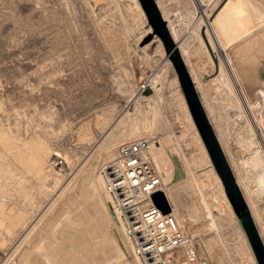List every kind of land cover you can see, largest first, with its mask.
Returning <instances> with one entry per match:
<instances>
[{
    "label": "rangeland",
    "instance_id": "1",
    "mask_svg": "<svg viewBox=\"0 0 264 264\" xmlns=\"http://www.w3.org/2000/svg\"><path fill=\"white\" fill-rule=\"evenodd\" d=\"M159 2L171 20L170 30L193 73L209 120L223 141L231 169L241 181L264 242V177L260 178L264 176V0ZM12 3L16 5L11 11ZM205 5L201 18L198 10ZM144 23L134 0H103L97 4L91 0H0V264L29 263L36 253H42L46 264H61V260L62 264H94L81 252L71 258L70 240L53 238V229L66 223L72 213L84 218L86 210L85 221L92 224L91 205L84 192L87 184L97 181V190L104 196L99 174L115 157L117 148L113 155L109 150L139 130L148 134L152 128L143 118L152 108L165 110L160 111L162 120L170 115L185 120L181 132L164 124L160 130L162 146L153 152L155 163L162 157L169 163L159 169L167 182L181 181L191 173V166L197 169L207 161L172 80L176 69L170 55L174 48L167 52L159 29L138 41L148 26L153 30L149 21ZM146 42L150 44L144 50ZM166 57L171 61L168 70ZM161 71L165 74L161 89H152L149 96L139 95L137 85ZM252 95L256 97L250 99ZM161 96L162 104L153 107ZM256 100L259 108L263 107L261 113L256 110ZM247 107L257 115L254 125L248 119ZM242 129L243 135L247 129L250 137H256L257 146L248 152L243 145L247 146L250 139L240 140ZM232 139H239L240 143H235H242V147ZM55 152L66 163L54 172L48 163ZM200 174L198 180L193 177L197 183L186 178L191 183L188 193L193 194L191 198L202 195L213 202L197 205L196 216L184 225H191L189 232L198 235L200 252L209 264H253L229 206L222 215L214 210V200L221 196L215 177L207 171ZM70 195L74 204H70ZM159 195L166 210L164 195ZM105 202L108 204L106 198ZM15 215L22 217L19 223H14ZM116 229L120 234L117 222ZM72 232L75 236L77 231ZM111 234L107 230L99 236L114 240ZM117 262L114 264L124 261Z\"/></svg>",
    "mask_w": 264,
    "mask_h": 264
},
{
    "label": "bare ground",
    "instance_id": "2",
    "mask_svg": "<svg viewBox=\"0 0 264 264\" xmlns=\"http://www.w3.org/2000/svg\"><path fill=\"white\" fill-rule=\"evenodd\" d=\"M94 4H97V3H99V2H103V0H91ZM209 0H205V3L207 4V2H208ZM105 2V1H104ZM134 2H135V5L137 6V8H138V11H139V13H140V16H141V18L143 19V21L145 22L144 24H147L146 22H148V19H147V16H146V14H145V12H144V10H143V8H142V6H141V4H140V2H139V0H134ZM155 2H156V5H157V7L159 8V11H160V13H161V18L166 22V27H167V29H168V32H169V34H170V36H171V38L173 39V43L175 44L174 45V49H178V51H179V53H180V55H181V58H182V60H183V62H184V64H185V66H186V68H187V70H188V72H189V75H190V77H191V79H192V82H193V85H194V87H195V89H196V91H197V93H198V90H197V83L195 82V79H194V76H193V73H192V71L189 69V67H188V65L186 64V62H185V60H184V58H183V55H182V52H181V49H180V47H179V44H178V42L175 40V38H174V36H173V34H172V32H171V30H170V21L171 20H169V18H168V16H167V14L164 12V10H163V8H162V6H161V3L159 2V0H155ZM199 4V3H198ZM12 5V6H11ZM15 3H12V4H10V10L11 9H14L15 8ZM206 9H207V7H206V5H205V7H204V9L202 10V9H199L198 10V13H201V18L203 17V14L206 12ZM205 10V11H204ZM12 11V10H11ZM154 31L152 30V28H151V26L149 27L148 26V28H146V30L144 29L143 31H142V34H141V36L138 38V41H140V40H144V38H145V36L147 35V34H149V33H153ZM151 42V41H150ZM150 42H146L144 45V48H142V49H146V48H148V46H149V44H150ZM159 42H160V40H159ZM136 44V43H135ZM159 45H160V47H164L163 45H162V43H159ZM143 46V45H142ZM163 50H165L164 48H162V51ZM163 53H164V51H163ZM166 64H165V67H166V65H167V70H168V68H171V61L169 60V58H167L166 57ZM234 69H237V68H233V70ZM238 70V69H237ZM237 70H234V71H236L237 72ZM251 70V69H250ZM236 72H233V73H236ZM238 73V72H237ZM253 73V72H252ZM164 71H161L160 73H155V75H153V78H151V80H152V87H151V92L150 93H142V92H138V94L139 95H141V94H143V95H146V96H149V95H151V93H152V89H156V90H158L159 88L161 89V83L163 82V78H164ZM231 75V74H230ZM239 75V74H238ZM254 75V74H253ZM225 76H227V75H225ZM234 76H236V74L234 75ZM234 76H233V79H234ZM255 76V75H254ZM224 77V76H223ZM239 77V76H238ZM241 77V76H240ZM239 77V80H242L241 78ZM250 77H251V73H250ZM249 78V77H248ZM248 78H246V79H248ZM254 78V77H253ZM252 78V79H253ZM227 79H228V77H227ZM243 79H244V77H243ZM246 79H245V81H246ZM255 79V81H256V78H254ZM173 81H174V84L176 85V88H177V90H178V94L180 95V97H181V99H182V102H183V104H184V107H185V110H186V115H187V119L189 120V123H190V125H191V127H192V129H193V131H194V133L196 134V138H197V140L199 141V143H200V145H201V147H202V149H203V151H204V154H205V156H206V158H207V161L205 162V164L203 165V166H201L200 168H197L196 169V167H193L192 168V166H191V169H190V172H188V173H190L189 175H188V177L190 178V181H195V178H193L195 175V177H196V180H198V177H199V175H201L200 173H206V171L208 172V174L209 173H212L213 174V176L215 177V180H216V182H217V184H218V187H219V190H220V192H221V195L222 196H226V194H225V190H224V187H223V183H222V181H221V178H220V176L218 175V173H217V171L215 170V167H214V165H213V163H212V160H211V157H210V155H209V152H208V150H207V147H206V145H205V143H204V141H203V139H202V136H201V134H200V132H199V130H198V127H197V125H196V123H195V121H194V119H193V116H192V114H191V111H190V109H189V106H188V103H187V101H186V97H185V95H184V92H183V89H182V87H181V85H180V81H179V76H178V73H177V70L175 71V74H174V76H173V79H172ZM235 80L236 81H238V78L236 77L235 78ZM248 80H250L251 81V79H248ZM228 81H229V79H228ZM245 81H243V82H245ZM235 82V81H234ZM238 82H240V81H238ZM247 84H248V82H246ZM220 84V83H219ZM226 84V83H225ZM227 85H229V84H227ZM230 85H231V83H230ZM235 85H236V83H235ZM238 85V84H237ZM240 85V84H239ZM238 85V86H239ZM242 85V84H241ZM250 84H248L247 86H249ZM253 85L255 86V84H254V82H253ZM220 86V85H219ZM225 86V85H224ZM232 86V85H231ZM241 87V86H240ZM239 87V88H240ZM244 87V86H243ZM257 87V86H256ZM231 88V87H230ZM248 88V87H247ZM254 88V87H253ZM233 89V88H232ZM231 89V90H232ZM227 90H228V88H227ZM239 91V90H238ZM249 93L251 92V91H248ZM220 93H222V91L220 92ZM227 93V92H226ZM228 93H232V92H230V91H228ZM157 94V93H156ZM246 94H248V93H246ZM198 95H199V93H198ZM230 95V94H229ZM234 95H235V97L234 98H236V94L234 93ZM232 96H233V94H232ZM248 96V95H247ZM217 97V96H216ZM242 97V96H241ZM253 97H256V96H253L252 95V97L250 98V99H252ZM199 98H200V100H201V102H202V99H201V97H200V95H199ZM243 98V97H242ZM245 98H246V96H245ZM245 98H244V100H245ZM163 96H161V97H159L158 99H157V101H156V103L155 102H153V103H155V106H153V107H156V108H158V104H159V102L161 103L162 101H163ZM180 99V100H181ZM220 99V98H219ZM232 99V98H231ZM230 100V99H229ZM233 100V99H232ZM232 100H230V102L232 101ZM244 100H242V101H244ZM254 100H255V98H254ZM238 102H239V100H237ZM236 101V102H237ZM259 101V100H258ZM216 102V101H215ZM217 102H219V101H217ZM216 102V103H217ZM227 102V101H226ZM229 102V101H228ZM229 102V103H230ZM237 102V104H239ZM248 102V101H247ZM255 102V101H254ZM260 102H261V100H260ZM152 103V104H153ZM221 103V102H220ZM225 103V102H224ZM251 103V102H250ZM253 103V102H252ZM263 102H261V105L263 106V104H262ZM151 104V103H150ZM162 104V103H161ZM202 104H203V102H202ZM232 104H235L236 105V103L234 102V100L232 101ZM249 104V103H248ZM260 104V103H259ZM142 105V104H141ZM175 105V104H174ZM218 105V104H217ZM231 105V104H230ZM235 105H233V106H235ZM166 106V105H165ZM172 106V105H171ZM216 106V105H215ZM241 106V105H240ZM239 106V107H240ZM243 106V105H242ZM246 106V105H245ZM250 106V105H249ZM253 106H254V104H253ZM255 106H256V104H255ZM260 106V105H259ZM162 107V106H161ZM161 107H159V108H161ZM203 107H204V109H205V106H204V104H203ZM222 107V106H221ZM220 107V108H221ZM238 107V108H239ZM151 108V107H150ZM163 108V107H162ZM171 108V107H170ZM176 108V107H175ZM223 109H224V106L222 107ZM221 108V109H222ZM241 108V107H240ZM263 108V107H262ZM154 108H152V109H150L148 112H147V114H146V116H145V118H143V121H146L147 123H150V128H152V130L148 133V134H146V133H144V132H140V130L139 131H137V133H135V134H133V136H128V137H126L125 138V140H128V139H132V138H136V137H139V136H146V137H149V138H155V140H151V152H152V155H153V159H154V156H155V154L153 153L156 149H158L159 147H161L162 146V143H163V141L161 140V135H160V130H161V128H163L164 127V124H170V126L171 127H173V129L174 130H177V131H182V129H184L185 127H184V124H185V120L184 121H182L181 119H176V118H174L172 115H170V116H168V118L166 117L165 119H167V120H162L161 119V113H160V111L162 110V109H160V111H159V109H158V111L155 109V110H153ZM251 109H252V105H251ZM264 109V108H263ZM262 109V110H263ZM164 110V109H163ZM162 110V111H163ZM169 110V109H168ZM174 110V109H173ZM242 110V109H241ZM253 110H255V107H254V109ZM257 110V109H256ZM165 111V110H164ZM167 111V110H166ZM205 111H206V109H205ZM227 111V110H226ZM222 112V111H221ZM258 112H260V111H258ZM263 112V111H262ZM145 113V112H144ZM174 112H172V114H173ZM176 113V112H175ZM228 113V112H227ZM253 113V112H252ZM261 113V112H260ZM259 113V114H260ZM134 114V113H133ZM163 114H164V112H163ZM162 114V115H163ZM206 114H207V116H208V118H210V116H209V114H208V112L206 111ZM244 114V113H243ZM254 114V113H253ZM165 115V114H164ZM163 115V116H164ZM173 115H176V114H173ZM257 116V115H256ZM255 115H254V117H256ZM261 116V115H260ZM264 116V115H263ZM136 116L135 115H133L132 116V119H134ZM174 118V119H173ZM258 118V117H257ZM260 118V117H259ZM258 118V119H259ZM136 119V118H135ZM134 119V120H135ZM255 119V118H254ZM258 119H256V121L258 120ZM245 120H247V119H245ZM263 120V119H262ZM250 121V120H249ZM248 122V121H247ZM262 122V121H261ZM245 124H246V122H244ZM248 124V123H247ZM246 124V125H247ZM262 124V123H261ZM246 125H245V127H246ZM249 125V124H248ZM248 125H247V128H248ZM252 125V124H251ZM254 125V124H253ZM258 124L256 123V125L255 126H257ZM263 125V124H262ZM260 127H262L261 125H259ZM264 126V125H263ZM242 127H244L243 125H242ZM245 127L243 128V129H245ZM250 127V129H251V126H249ZM259 127V128H260ZM137 128L139 129V127L137 126ZM213 128H214V130H215V127L213 126ZM226 128H228L227 126H226ZM257 128V127H256ZM258 128V129H259ZM219 129V128H218ZM241 130L240 131V133H239V138H240V140H248V139H250V133L247 131V129H246V133H245V135H243L242 134V132L244 131V130ZM249 129V128H248ZM261 129V128H260ZM227 130V129H226ZM257 130V129H256ZM158 131V132H157ZM257 131H259V130H257ZM262 131V130H261ZM264 131V130H263ZM215 132H216V130H215ZM252 133H253V131H251ZM260 132V131H259ZM142 134V135H141ZM259 134V133H258ZM264 134V133H263ZM216 135H217V133H216ZM219 135H221V134H219ZM254 134H252L251 136H253ZM263 136V135H262ZM255 137V136H254ZM264 137V136H263ZM262 137V138H263ZM217 138H218V141H219V143H220V145H221V147H222V149H223V145H222V143H221V139L219 138V136H217ZM247 138V139H246ZM256 138V137H255ZM262 138H260L261 140H262ZM264 139V138H263ZM122 140H124V139H122ZM237 140V139H236ZM236 140H234V141H236ZM256 140V139H255ZM259 140V139H258ZM238 141H239V139H238ZM238 141H236L237 143H238ZM223 142V141H222ZM246 142H248V141H246ZM245 142V143H246ZM239 143H240V141H239ZM256 143H257V141H256ZM263 143V142H262ZM118 143H116L114 146H112L111 147V149L109 150V154H112L113 155V152L116 150V148H117V145ZM242 144V143H241ZM239 145L240 146V148L242 147V145ZM248 144H249V142H248ZM247 144V145H248ZM264 144V143H263ZM225 145V144H224ZM259 145V144H258ZM261 145V144H260ZM257 146V145H256ZM262 146V145H261ZM243 147L245 148V150H246V152H248V151H250V150H252L253 148H248V146H245V145H243ZM259 147L260 146H258V149H259ZM226 149V148H225ZM224 150V149H223ZM260 150H261V148H260ZM260 150H258V152L260 151ZM45 151V150H44ZM262 151V150H261ZM260 151V152H261ZM264 151V150H263ZM44 152H42V153H40V155L41 154H43ZM115 153V152H114ZM261 154H263L262 152H261ZM39 155V156H40ZM111 155V156H112ZM115 155V154H114ZM259 155V154H258ZM257 155V156H258ZM110 157V156H109ZM40 158H42V157H40ZM258 158V157H257ZM260 158V157H259ZM113 159V158H112ZM21 160H23V159H21ZM51 160V159H50ZM109 161H110V159H109ZM154 161H155V159H154ZM260 161H261V159H260ZM170 162V161H169ZM228 162H229V160H228ZM20 163V162H19ZM231 162H229V164H230ZM255 163V162H254ZM261 163V162H260ZM264 163V162H263ZM48 164H50V166H51V168L53 167V165H54V163H52L51 161H49V163ZM156 164V166H157V168H158V170L159 169H164V168H166V167H168V165H169V163H168V161L164 158V157H162L157 163H155ZM193 164V163H192ZM195 164V163H194ZM97 167H98V165H96ZM101 166V165H100ZM230 166H231V164H230ZM260 166V165H259ZM107 167V165L104 167V168H102V170L100 171V174H99V178H100V182H101V185H102V188H103V192H104V187H103V183H104V169ZM251 167V166H250ZM261 167V166H260ZM262 168V167H261ZM264 168V167H263ZM262 168V169H263ZM2 172V171H1ZM160 172V171H159ZM258 172L259 171H257V174H258ZM161 173V176H162V179H163V182H164V184H165V194H166V197H167V199L169 200V202H170V204H171V207H172V212H173V214L176 216V218L178 219V221L185 227V228H187V231H188V233H190L189 232V229H190V227H191V225H184V223L187 221V220H189L190 218H193L194 217V215H195V208H196V206L197 205H199V204H203L204 206L206 205V206H208V205H210L212 202H213V199L212 198H210V197H206V198H208V200L209 201H207V199L205 198V196H202V195H199V196H194V198H191L190 197V195H193V194H191V192L190 193H188V189H187V187L189 186V185H191V183H189L190 181H188L186 178H188L187 176H184V178L181 180V181H178V182H176V183H169V182H167L166 181V179H165V177H164V175L162 174V172H160ZM1 174V173H0ZM184 174H186V173H184ZM260 175V174H259ZM263 175V174H262ZM260 176V178L261 177H264V176ZM251 176V175H250ZM209 177V176H208ZM94 178V177H93ZM92 178V179H93ZM236 178V181H237V184H238V186L240 187V190H241V192H242V194H243V190L241 189V186H240V184H239V181L240 180H238L237 179V177H235ZM259 178V179H260ZM211 179V178H210ZM88 180V179H87ZM94 180V179H93ZM92 180V182H90V183H88L87 181H86V179H85V181L88 183L87 185H88V187L85 189V193H87V200L91 203H89V205H91V210H92V212H91V214L93 215H91V217L90 218H92V224H90V223H88L87 224V222L85 221L86 220V218L88 217V211L86 210V213H84V215H83V217L84 218H80V217H78L77 216V214H78V212H77V214H71L70 216H68V218L67 219H65L64 217H62L63 215H61L60 217H62V218H64L65 220H66V223H64L63 221H65V220H63L62 222L64 223H62V226H60V227H58V228H54L53 229V234H52V237L53 238H56V239H59V238H61L62 239V237H65L66 238V240L67 239H69L70 240V245H69V250H70V254H71V258L72 257H74V256H76L78 253H80L81 252V255L83 254V255H85V259L87 260V259H91V260H93L94 262V264H104V263H107V264H114V263H116V260H118V262L117 263H121L120 261H124V262H122L123 264H138V261H137V259H136V257L132 254V252L130 251V246H129V244H128V241H127V239H126V237H125V235L123 234V232H122V229H121V227H120V225L118 224V227H119V229H120V234H119V232H117V229H116V222H115V219H114V217L112 216V214H111V211H110V209H109V203H108V199H107V197H106V195H105V193H104V196H105V198H106V201H107V203L108 204H106V202H105V198H104V196H103V194H101V193H99L98 191L99 190H97V181H93ZM258 180V179H257ZM84 181V180H83ZM196 182V181H195ZM241 182V181H240ZM197 183V182H196ZM195 183V184H196ZM212 184V183H211ZM82 184H80V186H81ZM85 185V183H83V185L81 186V187H83ZM261 185V184H260ZM79 186V188L81 189V187ZM86 187V186H85ZM99 189V188H98ZM202 189V188H201ZM81 190H83V188L81 189ZM208 190V189H207ZM80 191V190H79ZM74 195V194H73ZM76 196V195H75ZM243 196H244V194H243ZM70 200H71V203L70 204H72L73 202H72V199H74L73 198V196L72 195H70V197H68ZM67 198V199H68ZM152 198H153V201L155 202V204L159 207V208H161L162 210L163 209H165V204H164V202L162 201V199L160 198V195H159V193H154L153 194V196H152ZM244 198H245V196H244ZM84 200V199H83ZM74 201V200H73ZM78 201V200H77ZM70 202V201H69ZM80 202H81V204H83V202L80 200ZM85 202H87V201H84V204H85ZM167 202V201H166ZM247 202V201H246ZM68 203V202H67ZM75 203H76V200H75ZM70 204H68V205H70ZM74 204V203H73ZM80 203H79V205H81ZM250 203L249 202H247V205H248V208H249V210H250V212H251V215L253 216V211H252V206H250L249 205ZM227 205L229 206V209L231 210V212H232V215L234 216V219H235V221H236V224H237V226L239 227V229H240V232H241V235H242V237H243V239H244V241H245V244H246V247H247V249L249 250V253H250V256H251V260H252V263L253 264H258L257 263V260H256V258H255V256H254V254H253V251H252V248H251V246H250V243H249V241H248V238H247V235H246V232H245V230H244V228H243V226H242V224H241V222H240V220H239V218H238V216H237V214L235 213V210H234V206H233V204L231 203V201L228 199V201H227ZM77 206V205H76ZM85 206H87L86 204H85ZM66 207H67V204H66ZM69 207V206H68ZM67 207V208H68ZM80 207V206H79ZM90 207V206H89ZM66 208V209H67ZM72 208V207H71ZM70 209V208H69ZM77 209H80V208H77ZM167 209H169V206H168V204H167ZM166 209V210H167ZM70 210H72V209H70ZM74 210V209H73ZM73 210H72V212H73ZM215 210V209H214ZM64 212H66V210H65V208H64V210H63ZM62 211V212H63ZM67 211H68V209H67ZM11 212V209H9V213ZM69 212V211H68ZM85 212V211H84ZM197 212V211H196ZM74 213H75V211H74ZM59 214H61V212L59 213ZM82 214V213H81ZM69 215V214H68ZM79 215V214H78ZM196 216V215H195ZM15 219H13V221H14V223H19V221H20V219H22V217L21 216H19V215H15ZM55 217L57 218V214L55 215ZM61 219V218H60ZM59 220V219H58ZM89 220V219H88ZM16 221V222H15ZM53 221H55V223H56V220H54L53 219ZM58 223V222H57ZM56 223V224H57ZM118 223V222H117ZM54 225V224H53ZM56 226V225H55ZM70 229L72 230V231H77L76 233H75V236L73 235L72 236V234L70 233V232H72V231H70ZM87 229V230H86ZM107 230H111V235L113 236L112 238H114V240H104V236H99V235H101L103 232H105V231H107ZM83 231H85V233L83 232ZM52 233V232H51ZM73 233V232H72ZM84 233V234H83ZM259 233H260V235H261V231H259ZM190 234H192V233H190ZM193 235V234H192ZM46 236V235H45ZM50 236H51V234H50ZM49 237V236H48ZM44 238V237H43ZM52 238V239H53ZM64 238V239H65ZM47 239H44V242L46 241ZM50 240V239H49ZM60 240V239H59ZM41 241V240H40ZM47 242H48V240H47ZM52 242H54L55 243V241L53 240ZM52 242H50V243H52ZM64 242V241H63ZM49 243V244H50ZM56 243H57V241H56ZM61 243V242H60ZM69 243V242H68ZM45 244H46V242H45ZM63 244H65V243H63ZM39 245V244H38ZM53 245V244H52ZM126 245H127V248H128V251H130L129 253L131 254V256H130V254L129 253H127V248H126ZM46 246H47V244H46ZM45 246V247H46ZM40 247V246H39ZM48 247V246H47ZM45 248V249H48V248ZM68 247V246H67ZM66 247V248H67ZM36 249V248H35ZM39 250H41V248L39 249ZM49 250V249H48ZM53 250H55V249H53ZM58 250H60V249H58ZM38 251V250H37ZM36 251V252H37ZM44 251H46V250H44ZM64 251V250H63ZM40 253H41V251H39ZM61 252V251H60ZM65 252V251H64ZM29 253V252H28ZM32 253V252H31ZM45 253V252H44ZM48 253V252H47ZM56 253H58V252H56ZM34 254V253H33ZM54 254V253H53ZM68 254V253H67ZM36 256H35V258H33V260L31 261V262H29L30 264H46L45 263V261L47 262L48 260H45L44 261V259L42 258L43 257V255H42V253L41 254H38V253H36L35 254ZM40 255H42V257L40 256ZM60 255H63V254H60ZM80 255V256H81ZM126 255V256H125ZM31 256V255H30ZM78 256V255H77ZM76 256V257H77ZM121 256H123V258L121 257ZM47 257V256H46ZM61 257V256H60ZM79 257V256H78ZM125 257V258H124ZM23 258H25V256L23 257ZM51 258V257H50ZM62 258H63V256H62ZM120 258H122V259H120ZM32 259V258H31ZM52 259V258H51ZM79 259V258H78ZM24 260V259H23ZM28 260V259H27ZM65 260V259H64ZM66 260H67V258H66ZM90 260V261H91ZM120 260V261H119ZM59 261V260H58ZM61 261H63V260H61ZM60 261V263L62 264V262ZM22 262V261H21ZM26 262V261H25ZM24 261L22 262L23 264L25 263ZM50 262V261H49ZM49 262H48V264H49ZM52 262V261H51ZM67 262V261H66ZM75 262V261H74ZM29 263H27L26 262V264H29ZM71 263V262H70ZM20 264V263H19ZM52 264H54V263H52ZM80 264H89L88 263V261H84V262H82V263H80ZM91 264V263H90Z\"/></svg>",
    "mask_w": 264,
    "mask_h": 264
},
{
    "label": "built area",
    "instance_id": "3",
    "mask_svg": "<svg viewBox=\"0 0 264 264\" xmlns=\"http://www.w3.org/2000/svg\"><path fill=\"white\" fill-rule=\"evenodd\" d=\"M151 78H144L137 91L151 89ZM256 109L259 101L256 100ZM248 119L255 123L250 109ZM151 140L140 136L122 141L115 157L104 169V193L115 221L125 235L130 251L138 264H209L200 252L197 236L188 233L172 212L165 194V184L151 152ZM66 159L59 153L51 156L52 171L60 169ZM162 193L169 206L168 211L153 201L154 193ZM226 196L217 197L213 206L222 215L227 212Z\"/></svg>",
    "mask_w": 264,
    "mask_h": 264
},
{
    "label": "water",
    "instance_id": "4",
    "mask_svg": "<svg viewBox=\"0 0 264 264\" xmlns=\"http://www.w3.org/2000/svg\"><path fill=\"white\" fill-rule=\"evenodd\" d=\"M143 10L145 11L148 21L153 27V31L156 29L161 31V36L164 39V44L169 53L170 49L174 48L173 39L171 38L166 22L161 18V13L156 5L155 0H139ZM158 25V28H157ZM172 56L173 65L177 70L180 85L183 89L186 101L193 116V119L198 127V130L202 136V139L207 147L212 163L221 178L225 194L234 206L235 213L237 214L248 238L253 254L258 264H264V242L261 238L257 225L251 215L247 202L237 184L235 175L228 163L227 157L218 141L216 132L205 112L203 104L199 98V95L193 85L189 72L179 54L178 49H174ZM151 89L145 91L150 93ZM234 116L240 118L238 113H234ZM234 141V139H232ZM235 143V141H234ZM256 140L253 136L250 137L248 148L256 146ZM238 147V144L235 143ZM59 154V152H56ZM165 211H168L165 210Z\"/></svg>",
    "mask_w": 264,
    "mask_h": 264
}]
</instances>
